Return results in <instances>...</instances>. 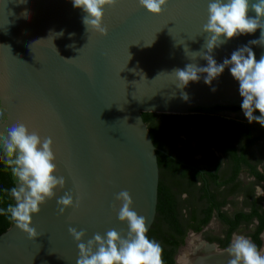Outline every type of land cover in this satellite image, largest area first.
Here are the masks:
<instances>
[{
	"label": "water",
	"instance_id": "1",
	"mask_svg": "<svg viewBox=\"0 0 264 264\" xmlns=\"http://www.w3.org/2000/svg\"><path fill=\"white\" fill-rule=\"evenodd\" d=\"M209 2L169 0L155 15L139 0H119L105 8L108 34L101 35L87 31L86 14L72 0H0V108L6 110L0 133L22 122L42 138L51 137L56 176L66 180L33 214L37 238L30 239L14 222L0 233V264H76L78 242L69 228L86 231L84 243L109 229L126 236L128 225L118 219L116 200L125 190L149 230L156 214L160 149L141 112L186 114L197 107L242 104L229 68L211 85L201 74L183 89L171 73L190 63L207 66L198 56L207 51L202 28ZM260 31L226 42L214 50V59H230L233 51L259 39ZM249 46L257 60L264 55V46ZM65 193L79 207L61 215L57 200Z\"/></svg>",
	"mask_w": 264,
	"mask_h": 264
},
{
	"label": "clouds",
	"instance_id": "2",
	"mask_svg": "<svg viewBox=\"0 0 264 264\" xmlns=\"http://www.w3.org/2000/svg\"><path fill=\"white\" fill-rule=\"evenodd\" d=\"M72 2L75 8L82 9L86 14L83 23L87 31L91 29L101 35L108 34L104 26L105 8L115 7L119 0ZM168 3L169 0H139L142 7L155 15L162 14ZM251 12L255 16L250 15ZM258 29L261 30L259 39L249 41L248 45L233 51L230 59L225 58L222 63H217L212 55L215 49L235 37L253 34ZM202 31L207 34L203 45L207 51L198 57L205 59L207 66L190 63L183 69H174L171 73L178 81L177 88L183 89L190 82H198L201 74H206L204 82L211 85L213 80L229 68L233 78L239 82V93L243 97L241 108L248 122L264 126V55L257 60L249 46H264V0H210L208 19ZM182 98L187 101L188 95L182 93ZM257 110L259 116L255 115ZM5 111L0 108V117L5 116ZM53 144L51 137L42 138L36 130L30 131L22 122L8 127L6 133H0V158L16 180V185L10 191L5 189L14 203L6 209H0V215H7L30 239L40 235L32 227L33 214H39L41 205L55 197L57 188L66 185L63 176L55 175L58 168ZM116 200L121 202L117 215L121 222L127 223V235L109 229L105 235L96 233L84 243L82 241L87 235L86 231L69 228L70 234L78 242L79 257L76 264H163V247L148 237L146 218L133 210L131 194L126 190L121 191ZM57 204L61 215L68 208L79 207L71 193H65L57 200ZM224 251L230 257L227 264H264V250L244 235L234 234Z\"/></svg>",
	"mask_w": 264,
	"mask_h": 264
},
{
	"label": "trees",
	"instance_id": "3",
	"mask_svg": "<svg viewBox=\"0 0 264 264\" xmlns=\"http://www.w3.org/2000/svg\"><path fill=\"white\" fill-rule=\"evenodd\" d=\"M220 109L242 110L241 105L214 104L186 114L141 112L160 149L156 214L147 235L162 245L163 264H176L173 255L189 228L200 231L214 213L228 220L224 206L230 197L242 194L244 204L257 210L254 183L264 180V164L263 170L257 168L264 159V126L230 120L217 113ZM244 168L255 180L243 182L239 172ZM15 181L0 158V209L14 203L5 189L10 191ZM12 223L0 215V233Z\"/></svg>",
	"mask_w": 264,
	"mask_h": 264
},
{
	"label": "flooded vegetation",
	"instance_id": "4",
	"mask_svg": "<svg viewBox=\"0 0 264 264\" xmlns=\"http://www.w3.org/2000/svg\"><path fill=\"white\" fill-rule=\"evenodd\" d=\"M230 104H235V103H230ZM236 105H238V104H236ZM240 111L243 112V110H238L237 112H240ZM258 164H264V159H262L260 162H257V168L259 170H263V165L261 167H258ZM240 172H239V177H240ZM247 176L249 179L245 183L251 182V181L255 180V178H256L254 175H250L248 172H247ZM256 186H260V187L264 186V180H260V181H257L254 183V197H257V200H256L257 210H256V212H252L251 209L249 208V206L246 204H243V206L239 209H233L231 211H228V209L225 208V206L227 204H230V203H227L224 206V209H226V213L228 214V217L231 220L229 218H228V220H223V219L218 217L217 213H214V215L212 216V217L217 218L218 222L222 225V229L219 233L208 234L210 237H212L211 239L207 235L203 236V241L208 242L210 244L208 246L212 247L211 249L214 248L213 250H216L218 252H223V253L217 252L218 255L226 253L224 251V249L229 246V244L232 240V237H233V233L235 231L239 230V228H241V227L247 231L245 233V236L250 238L260 249L264 250V220L261 221V219H260V217L263 216L262 214H264V194L256 193V189H255ZM239 195H242V194H239ZM242 197H243V195H242ZM211 218H210V220H211ZM209 221H208V223H209ZM188 232H199V231H194L191 228H189L187 230V232L184 236V241L176 248V251L173 255V262L176 264H186L183 261L185 259L184 256H182V255H181L182 257L179 256L180 261L177 260L176 256H177V251L184 244L185 237H186ZM253 234H256V237H254ZM258 240H259V242H258ZM198 244L199 245L197 247H199V248H196V250H193L189 254L185 255L186 261H189L192 258L194 259L195 254H197L200 251H201V253L199 254L200 255L199 257L202 256V253L204 254V252H203L204 246H203V251H202V248L200 247L201 243H198Z\"/></svg>",
	"mask_w": 264,
	"mask_h": 264
},
{
	"label": "rangeland",
	"instance_id": "5",
	"mask_svg": "<svg viewBox=\"0 0 264 264\" xmlns=\"http://www.w3.org/2000/svg\"><path fill=\"white\" fill-rule=\"evenodd\" d=\"M221 115V114H220ZM230 120H237V121H242V122H248L247 118L245 117L243 112H236L232 114H224L222 115ZM5 133V132H4ZM263 164H258V167H261ZM240 177L242 178L243 182L245 183L249 178L247 176V172L245 169H242L240 172ZM256 193L258 194H264V186H256ZM230 204H227L225 208L228 209V211H231L233 209H239L243 206V197L242 195H235L230 197ZM222 229V225L218 222L216 217H212L209 223L203 227V229L199 232H188L186 237H185V242L184 244L179 248L177 251V258L179 256H184L192 252L193 250H196V248L199 244L198 243H203V236L208 235V234H216L219 233ZM247 231L244 228H239V230L235 231L234 234H239V235H244ZM233 238V237H232ZM200 247L202 248L203 251V245L201 244ZM181 256V257H182ZM186 258V257H185ZM182 259V258H181ZM179 261V260H178Z\"/></svg>",
	"mask_w": 264,
	"mask_h": 264
},
{
	"label": "bare ground",
	"instance_id": "6",
	"mask_svg": "<svg viewBox=\"0 0 264 264\" xmlns=\"http://www.w3.org/2000/svg\"><path fill=\"white\" fill-rule=\"evenodd\" d=\"M34 130V129H30ZM54 150V149H53ZM57 175V172L55 173ZM204 246V254L202 253V256L199 257L200 252L195 254L194 259L192 258L189 261L183 260L186 264H227L228 260L230 259L229 255L227 253L218 255L216 250L211 249V246H208L204 243H201ZM216 253H215V252ZM223 253V252H218ZM186 257V256H185Z\"/></svg>",
	"mask_w": 264,
	"mask_h": 264
}]
</instances>
